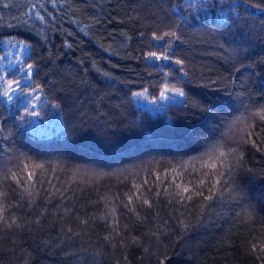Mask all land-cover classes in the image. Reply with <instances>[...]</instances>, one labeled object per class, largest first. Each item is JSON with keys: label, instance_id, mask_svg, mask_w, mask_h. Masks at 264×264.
<instances>
[{"label": "trees", "instance_id": "1", "mask_svg": "<svg viewBox=\"0 0 264 264\" xmlns=\"http://www.w3.org/2000/svg\"><path fill=\"white\" fill-rule=\"evenodd\" d=\"M233 3L220 23L189 0H101L95 11H84L81 0H0V76L19 80V67L33 63L39 75L31 88L41 85L33 93L22 82V93L0 96L3 166L12 168L16 154L43 166L35 179L49 190V181L68 189V199L38 197L34 207L9 194L7 203L20 208L3 213L12 227L0 220V264H260L252 245L264 242V0H227L225 8ZM171 31L179 40L166 38V54L173 69L183 60L186 75L173 71L169 79L141 53L163 52L152 35ZM165 85L186 93L184 105L165 103L175 129L146 106ZM212 145L214 156L224 152L238 164L235 181L253 205L251 219L237 215L225 193L202 224L207 202L195 192L208 194L204 173L215 170L197 159L195 171L172 172ZM217 169L224 171L219 160ZM157 177L169 193L176 184L190 192L183 201L157 197ZM145 179L151 194L142 186L125 207L128 190Z\"/></svg>", "mask_w": 264, "mask_h": 264}, {"label": "snow or ice", "instance_id": "2", "mask_svg": "<svg viewBox=\"0 0 264 264\" xmlns=\"http://www.w3.org/2000/svg\"><path fill=\"white\" fill-rule=\"evenodd\" d=\"M55 2L56 0H52L53 4H55ZM81 2L85 6L84 11H87L89 7H91L93 11H95L97 7H101V0H92L91 4H89V0H81ZM226 4L227 0H198V2L197 0H189V5H195L198 10H203L208 13H215V18L220 23H224L227 19L228 13L235 11L237 8V5L235 3L225 8ZM4 6L7 7L8 5L5 4ZM257 7L259 8L260 5H257ZM217 9H221V11H216ZM36 16L41 21L44 20V17L41 16L40 13H36ZM94 22L97 26L99 25L100 20L98 16L95 18ZM142 36L143 34H141V37ZM169 36L174 38L175 40H179V36L176 31L164 33L163 36H159L153 33L152 40L159 42L158 45L153 46L164 48V42ZM20 43H23V41H21ZM121 46L125 47L126 45L122 43ZM167 52L168 49L164 48L163 52L158 53L156 51H148L147 53H141V55H143L146 60H150L153 62V66L159 70L162 78L170 79L173 71H178L179 73L186 75V73L184 72V68L182 67L183 60L176 59L174 61V64L181 65V67L178 69H173L172 57L166 54ZM166 68L170 69V71H164V69ZM18 72L23 74L21 75L19 80L10 79L5 82V78L3 76H0V88L3 89V91L0 92V96L7 97L8 100H11L12 94L16 93L18 90L21 93L24 91L23 83H27L30 91L33 93L40 89L41 85L39 84H37L35 88H31L32 78L39 75V69L36 67L35 64L29 63L26 65H22L19 67ZM12 74H16V70H13ZM168 93H173L174 95H168ZM132 95L143 96V93L134 92L132 93ZM185 95L186 93L182 89L174 87L170 88L165 85L160 89L159 97L153 95L151 100H147V97H144V99L147 100V104L149 105H158V107L156 108H148V112L154 114L153 118L158 119L163 116L166 120V123L171 125L173 129H175L176 125L170 117H167V114L164 111L166 105L161 102L171 101L172 103H176L177 96L185 97ZM179 101L180 105H184L186 103V101L183 99H180ZM194 106L199 107L198 104ZM52 107L58 108L59 105L54 103ZM205 111L211 112V108L205 109ZM24 112L26 115L32 117H37L40 115V113L35 111L30 112L28 108H25ZM21 119H23V117H21ZM261 119H264V116H261ZM142 123L143 121H141V124ZM3 131L4 129L0 128V134H2ZM145 135L146 138L149 140H152L154 138V135L151 132H146ZM222 140H226V137H222ZM216 147V145L207 147V150L205 152L200 153L199 157H192L191 164L188 161H178L175 167L172 169V172L174 173L176 168L187 169L189 167H193L197 159L203 161L201 165L202 167L215 170L211 174L204 173V175L209 177L208 183L210 187L208 188V194L205 195L202 190H198L195 192L196 196L202 197L203 201L207 202V209L204 213L203 220L201 221L202 224L207 223L208 220L211 218L213 214V209L217 206L218 203H221V198L224 197L225 193H228L229 199L232 201V207L240 209V212L237 213V215H243L246 216L248 219H251L253 214L251 209L253 208V205L245 200L244 196L242 195L243 189L240 188V186L236 184L235 181V173L238 164L232 163L231 165H229L227 162L228 157L224 152H219L218 157L214 156L213 154L216 152ZM230 151H232L234 155V150ZM204 156H208V159L204 160ZM217 160H219L220 167L223 168L224 171H219V169H217ZM13 161L16 162L13 163ZM8 163L12 165V168L6 170L3 166V156H0V197L3 198V200H0V220H3L4 224L7 227H12V224H8V221L4 218L3 213H5L9 208H20L19 203H17L16 205L7 203L9 194H11L13 199H17L18 195L19 200L21 201H23L26 197V202L29 207H34L37 204L38 197H43L49 203L53 201L56 197H59L62 201L68 199V189L61 190L60 188L56 187L55 184H52V182L49 181L48 183L51 188V190H49L48 187L44 186V182L42 180L38 181L37 179H35V169L42 168V165L37 164L34 167H31L28 163H23V161H21L20 159V156L16 154H12L9 157ZM12 169H15V171H13ZM193 170L195 171L196 169L193 167ZM213 179H215V183L212 182ZM149 183V179H145L142 182V185L134 184L126 194L128 204H126L125 207H127L129 204H132L135 200L140 199V196L144 194L141 192L142 186L147 193L151 194L152 188L149 187ZM38 184L40 185L39 187H37ZM152 184L153 186H161L157 189L155 193L157 197H160L162 194H169L172 196H179L180 200L183 201L185 199V194L190 192L189 187L183 186L181 184H176L175 187L179 191L175 193H169V186L167 184V181L161 180L159 177L152 181ZM199 184L201 188H203L205 185V181L201 179L199 180ZM217 185H219L220 187L218 188ZM233 193H235V195H233ZM187 199H192V196H187ZM142 204L147 205L148 207H152V203L148 198L143 199ZM101 218L103 219V217ZM15 223V219H13V224ZM17 226L19 227L20 225ZM105 239L108 240L109 237H105ZM252 250H258L260 252V264H264V242H261L258 245L253 244ZM158 264H165V261L159 260Z\"/></svg>", "mask_w": 264, "mask_h": 264}, {"label": "rangeland", "instance_id": "3", "mask_svg": "<svg viewBox=\"0 0 264 264\" xmlns=\"http://www.w3.org/2000/svg\"><path fill=\"white\" fill-rule=\"evenodd\" d=\"M171 94H173V93H171ZM179 99H181V98L179 96H177V100H179ZM167 102H171V101H164V102H161V103L165 104ZM146 106L149 107V108H156V107H158V105H149L147 103H146Z\"/></svg>", "mask_w": 264, "mask_h": 264}]
</instances>
